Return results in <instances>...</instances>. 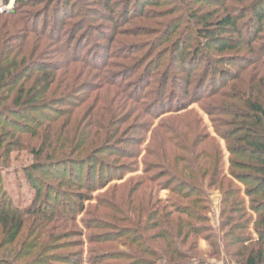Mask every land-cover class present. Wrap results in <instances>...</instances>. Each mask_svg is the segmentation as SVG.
<instances>
[{
	"label": "rangeland",
	"instance_id": "obj_1",
	"mask_svg": "<svg viewBox=\"0 0 264 264\" xmlns=\"http://www.w3.org/2000/svg\"><path fill=\"white\" fill-rule=\"evenodd\" d=\"M4 4L5 0H0V9L7 15V18L0 19L1 33L15 28L16 34V30L22 24L30 22L29 19L32 18L36 25L33 30L29 29L32 33L28 36L25 35L27 32H24L18 34L19 39L9 38L6 45L2 44L3 47L0 45V49L8 45L13 46L15 47L13 50L22 52L19 57L34 55L31 58L38 60L41 66L45 67H61L67 60L69 71L74 68L69 66V62L73 60V56L69 55L76 50L80 60L91 54L88 65L98 66L96 67L98 78L90 76L87 71V75L78 82L79 86L69 99L63 97L62 101L57 100L53 104L45 123L48 120H57L55 128L63 129L61 135L69 136L78 132L86 138L95 131L89 112L95 115L100 109L105 110V117L101 118L103 125H107L109 114L116 115L113 118L114 122L116 117V121L120 122L113 124L114 129L111 125L107 126L110 127L108 137L117 132L118 138L108 145L109 151L97 157L104 174L101 177L96 176L91 186L89 185L93 199L84 203V211H80V202L73 204L71 207L73 211L70 210V213L76 216L77 227L83 232L82 247L78 249L82 251L80 257L82 261L87 260L98 248L97 245H94V248L90 247L91 241L87 240L90 234L109 230L114 234L115 240L128 236L127 239L133 242V235L136 234L134 232L141 223H145L147 208L150 209L149 214L152 211L155 215L159 208H165L164 211L171 209L180 211L187 205L188 201L178 199L164 185L169 171L176 172L179 177L186 179L183 176L185 164L182 163L184 159L182 156L185 157L188 153L180 152L181 158L178 155L175 157L178 148L189 150L190 146H197L195 148L199 151L197 163L192 164L195 168L202 165L212 167L214 161L219 163L221 165L219 177L233 180L234 188L241 191L239 198L248 205L250 199L246 194L247 187L237 177V174L243 172L241 169L244 166L240 146L242 139L255 135L248 133L252 128L260 135L262 125L259 123L258 127L253 125L251 115L246 113L247 104L238 106L241 85L231 77L237 76L245 65L250 68L246 74H242L245 84L259 83L258 80L264 74V65H260L256 70L254 64L261 58V62L264 61V52L257 50L256 54H251L248 48L242 47L241 55L238 56L233 55L234 51L229 53L213 51L207 55L204 51L197 54L198 36L192 32L199 28L201 23L187 25L182 23L181 19H174L173 11H176L178 6L175 0H137L135 6L131 2L127 19L113 25L118 12L122 11V4L117 5L113 14L114 21L108 19L103 12L97 13L101 7V0H49L48 8L45 0H32L29 8L19 7L24 18L8 15L14 7L12 0L9 4ZM151 4H158V7L151 8ZM90 8L95 10L92 15L88 12ZM193 8L197 14L210 9L208 5L201 3ZM84 21L86 23L81 28ZM67 29L70 31H66ZM84 29L86 31H83ZM19 40H22V45ZM210 45L217 47L216 41H211ZM46 46L47 52H43ZM181 48H188L187 53L190 54L191 61L187 62L186 66L189 68L195 66L197 74L187 95L180 88L171 86L162 100L155 92L163 80L165 66L173 63L165 53L168 51L173 53L174 50L179 52ZM37 56L41 58L37 59ZM206 56L210 60L205 59ZM172 74L175 75V71ZM180 78H185V75H181ZM113 79L114 82L110 81ZM221 84L223 87L227 86L223 98L207 96L215 91H222ZM195 87L197 89H194ZM172 89L175 90V95L168 99V95H172ZM248 92L255 95L257 89L253 86ZM119 106L124 109L121 114H118ZM209 112L212 115H209ZM37 143V139L25 141L27 145ZM157 151L159 157L154 154ZM192 160L194 159L191 157L186 158V162ZM31 162L32 156L20 149L11 154L10 169L1 171L0 194L6 193L11 199L10 206L13 209L23 211L30 207L34 200L31 184L27 183L22 174L24 166ZM155 163L159 165H153ZM81 168L88 169L87 166ZM77 172H80V169L74 168L72 171L69 167L54 168L49 170L48 176L41 175V178L44 184H52L56 179L69 177L70 173L74 176ZM173 173H170L171 176ZM149 179L154 180L153 194L151 186L147 185ZM100 180L102 181L98 185ZM148 194H152L150 200ZM205 194L209 203L204 213L208 226L205 230H211L205 234L211 240L209 242L203 236L197 237L195 246L201 254V259L207 264H239L232 256L237 248H232L227 254L222 247L221 221L224 218L221 214L222 194L216 188H211ZM56 203V206L60 205V201ZM242 214L245 220H241L243 226L249 219L251 220L245 230L238 231V235L256 236L254 221L258 215L250 209L243 211ZM88 219L96 222V230L88 231L82 224V220ZM135 222H138L137 226ZM192 224L197 226L193 222ZM127 226L132 227L133 231L129 229L127 233L125 231ZM25 233L28 239L31 238L29 229ZM232 238L226 240L231 242ZM12 247L14 246L0 252V263L13 260ZM114 249L118 252L126 251L122 243L115 245ZM27 261L26 259L24 262ZM85 263L87 264V261Z\"/></svg>",
	"mask_w": 264,
	"mask_h": 264
},
{
	"label": "trees",
	"instance_id": "obj_2",
	"mask_svg": "<svg viewBox=\"0 0 264 264\" xmlns=\"http://www.w3.org/2000/svg\"><path fill=\"white\" fill-rule=\"evenodd\" d=\"M12 1L14 7L8 15L24 18L19 7L29 8L32 0ZM45 1L48 8L49 0ZM10 2L11 0H5L4 5ZM131 2L135 6L137 0H101V7L97 13L103 12L109 17L108 19L114 21L113 14L117 5L122 4V11L118 12L117 19L112 25L121 23L127 19ZM198 3L208 5L210 9L197 14L193 7ZM175 4L178 6H176L177 12L173 11L174 19H181L182 23L187 25L194 22L201 23V26L192 32L198 36L197 54L204 51L206 55L213 51L219 53L234 51L233 55L238 56V54L241 55L242 47L248 48L251 54H256L257 50L264 52V0H179V2L175 0ZM150 7L156 8L158 4H151ZM88 12L92 15L95 10L90 8ZM3 17L7 18L5 12L0 13V19ZM69 17L71 18L72 14ZM145 17H148L147 14ZM53 18L55 19L56 16ZM84 20L86 21L85 18ZM29 21L28 24H22L16 30V34L15 28L0 32V45H6V40L9 38L19 39L18 34L27 32L25 35L28 36L32 33L29 29H34L36 21L33 18ZM85 21L82 22L81 28L85 25ZM70 29L66 31L69 32ZM14 36L15 38H12ZM19 41L22 45V40ZM211 41H216L217 47L211 46ZM47 47L43 49V52H47ZM14 48L8 45L0 49V119H5L0 120V184L1 171L11 167V154L23 149L32 156V162L24 166L22 174L27 183L31 184L34 200L30 207L21 211L11 208L12 202L6 193L0 194V252L14 246L12 247L14 254H11L13 260L0 264H86L85 261L87 264H207L201 259L195 242L199 236L205 237L209 242L211 240L205 234L211 230H205L208 226L204 215L209 204L205 193L211 188L218 189L223 197L221 210L224 217L221 221L223 250L228 254L232 248H237L231 253L239 264H264V74L258 80L259 83L245 84L242 74H246L250 68L244 65L237 76L231 77L234 78L233 81H239L241 85L238 92V106L247 104L246 113L251 115L253 125L256 127H258L257 123L262 125L260 135H257L258 132L252 128V131L248 133L255 135L242 139L240 146V150L243 151L241 158L244 160V166L241 169L243 172L237 174V177L247 187L246 194L250 199L248 205L239 198L241 191L234 188L233 180L219 177L221 174L219 163L214 161L212 167L202 165L195 168L192 164L197 163L199 154V151L195 149L197 146H190L189 150L178 148L175 157L178 155L181 158L180 152L188 153L185 157L182 156L184 158L182 163L185 164L183 176L186 179L179 177L176 172L169 171L167 172L169 180H165L164 185L170 189L172 195L188 201L187 205L180 211L174 209L164 211L165 208H159L155 215L152 211L149 214L150 209L147 208L145 223H141L134 232L136 234L133 235V242L127 239L128 236H120L122 238L115 240L114 234L109 230L90 234L87 237V240L91 241L90 247L97 245L98 248L87 260L82 261L80 258L82 251L78 249L82 247L83 232L77 227L76 216L71 214L70 210L73 204L80 202V211H84V203L93 199L89 185L91 186L96 176L101 177L104 174L97 157L109 151L108 145L118 138L117 132L108 137L110 127L107 128V126L111 125L114 129L113 124H120V122L116 121L117 117L114 122L113 118L116 115L109 114L107 125H103L101 121L105 117V110L100 109L95 115L88 113L92 117L91 120L93 119L92 127L95 130L89 135L90 138L89 136L83 138V135L78 132L71 133L69 136L61 135L60 132L63 129L55 128L58 124L57 120H48L45 123L48 112L52 110L57 100L62 101L63 97L69 99L75 93L79 86L78 82L87 75V71L90 76L98 78L96 73L98 66L88 65L91 54L80 60L79 56L77 57L79 54L74 50L69 55V57L73 56L72 62H69V66L74 67L72 71L67 68V60L61 67H45L41 66L38 60L31 58L34 55L19 57L22 52L20 50L17 52L13 50ZM187 51L188 48H181L179 52L174 50L173 53L170 51L165 53L169 55L173 63L165 66L163 80L155 92L160 99L164 100L171 86L180 88L185 95L189 93L197 68L186 66V63L191 61ZM205 59L210 60L208 56ZM261 60L255 62L254 69L258 70L260 65H264V61L261 62ZM173 71L175 75L172 74ZM181 75H185V78H180ZM110 81L114 82V79ZM198 84L199 82L196 87ZM253 86L257 89L255 95L248 92ZM196 87L194 89H197ZM220 87L223 88L222 91H215L207 96L223 98L226 94L224 89L227 86L223 87L221 84ZM171 93L168 99L174 97L175 90L172 89ZM123 95L127 96L126 93ZM121 108L119 106L118 114L124 110ZM205 110L208 112L206 108ZM209 115L212 114L209 112ZM34 139H37V145L25 144V141ZM154 154L159 157L158 151ZM187 157L194 160L186 162ZM91 163L93 165H89ZM84 166L88 169L83 170L81 167ZM61 167H69L72 171L78 168L80 172L74 176L70 173L69 177L56 179L52 184L43 183L41 175L48 176L49 170ZM170 173H173L172 176L176 178H172ZM152 183L154 180L149 179L147 185L151 186L153 194ZM152 194H148L149 200ZM59 201L60 205L56 206V202ZM149 206L148 204L147 207ZM249 209L258 215L257 220L254 221L256 236L251 234L239 236L238 231L245 230L251 220L249 219L245 226L241 221L244 220L243 211ZM95 223L92 219L82 220V224L88 231L97 229ZM135 225L137 226L138 222H135ZM28 229L31 232L29 239L26 233L24 234ZM129 229L133 228L127 226L125 231L129 233ZM229 237H233V241L228 242L226 239ZM118 243H122L126 251H116L114 248ZM26 259L28 261L24 262Z\"/></svg>",
	"mask_w": 264,
	"mask_h": 264
},
{
	"label": "built area",
	"instance_id": "obj_3",
	"mask_svg": "<svg viewBox=\"0 0 264 264\" xmlns=\"http://www.w3.org/2000/svg\"><path fill=\"white\" fill-rule=\"evenodd\" d=\"M1 12H4L3 9H0V13H1Z\"/></svg>",
	"mask_w": 264,
	"mask_h": 264
}]
</instances>
